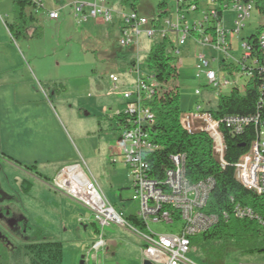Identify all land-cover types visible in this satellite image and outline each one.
<instances>
[{
  "label": "rangeland",
  "instance_id": "obj_1",
  "mask_svg": "<svg viewBox=\"0 0 264 264\" xmlns=\"http://www.w3.org/2000/svg\"><path fill=\"white\" fill-rule=\"evenodd\" d=\"M14 1L15 0H0V23L3 24L2 27L6 31L8 41L11 45L15 47L19 54H24L26 56V63L29 61L31 62L32 58H38L39 63L42 64V69L47 72L53 71V75L54 72H58L61 76L78 75L81 76L80 79H83L92 74V77H95L97 80H103L105 82V87L108 86L106 82L110 80L108 77L109 72H113L118 74L122 79V83L120 84L123 85L120 90L111 89V85L109 91L113 94H117L116 97L120 100L124 99L123 93L125 91H131L132 84L135 81L136 71H128L130 69V61H137V65L142 74L147 75L151 73V70L146 65L145 59L151 46L161 41L159 35L155 34L153 37H147L141 34L138 38L139 45L137 53L133 48H125L123 50L126 54L125 58H122L121 61L118 60V67H110L107 58L104 55L102 56L96 53L95 49L100 48L110 52L113 50L111 48L116 46L119 33L117 31V15H114L113 21L109 24L100 22V19L97 18L80 24L83 25L80 26L75 22L73 16L71 18V16L68 15L70 7L64 6L61 9L67 16L64 21L60 19L58 24H56L52 21H46L42 12H40L41 10L34 11V8L31 7L27 12L31 13L36 21H30L26 24L27 26L24 32L26 35L24 37L19 36L17 38H12L7 27L14 19ZM41 1L45 8H51L55 5L53 0ZM65 1L66 4L73 0ZM162 2L165 3L167 13L161 20L173 21L176 15V0H138V14L148 19V28L151 23L152 15L158 10V4ZM112 4L117 9L120 8L117 0H114ZM210 4L211 3L207 0H203L198 3V10L190 13L186 12L187 7L184 6V9L181 8L182 11H180L179 14H183L185 19L192 24L193 20H200L202 10L206 8V6L210 7ZM129 10L127 6L123 8L125 14H128ZM234 17L235 13L230 8L223 13V26L224 29L229 32L228 38L231 43L228 58L225 60H223L222 56L216 53L210 46L199 44L194 39H198V34L188 38L184 45L175 46L174 41L176 40L177 33H169L172 45L169 44L167 46L166 52L172 58V64L177 67V78L172 84L177 87L179 106L182 112L188 113L190 111H195L197 106H200L201 110L204 111L215 110L218 95H227L234 87H237L240 93L243 92L244 84L248 77L246 74L237 71L234 67L237 66V61L242 54V42H245L251 34L256 33L263 18L258 14L254 3H252V8L249 11V17L245 21L244 28L240 31L238 36H233L230 32L233 27ZM90 22H93L94 25L87 26V23L90 24ZM36 28H38L39 34L34 36L32 34ZM173 47H176L179 52L177 53L174 51ZM200 54L207 57V60L210 62L209 68L216 72L220 84L222 80L228 79L230 81L229 85L223 86L221 84L218 88H215L207 83L204 75H201L199 78L195 77L196 64L198 63L197 56ZM90 59L91 61H89ZM33 66L32 62L30 67L35 71L36 69H33ZM39 84L41 85L37 86L42 93V100L46 102L51 101L52 104H55L51 91L42 85V82ZM70 84L63 81L48 83V85L51 86L57 94H61V96L65 95V92L67 93L70 89ZM196 90L200 91L199 95L195 93ZM64 99L66 98H63V100ZM84 101L89 102L92 100L86 99ZM121 107L122 108L118 109V111H122L125 104ZM116 111H114L113 114ZM88 112L91 111L79 109L80 116L88 115ZM7 113L9 114V122L7 125L1 127V131L3 133H8L11 140L16 139L18 142L24 141L23 138H25L26 132L22 133V131L20 133L18 129L20 127L18 124L20 113L16 114V111H11L10 109ZM77 122L81 133L88 130L91 126L90 123H92L90 120H77ZM71 145L76 155L73 153V159L70 162L61 163L62 167L77 162L80 163L100 194L114 210L121 212L123 218H126L130 213L136 215L137 204L132 201L133 190L129 188L128 182H125L124 177L111 172V168H113L112 164H109L101 155L96 154L94 157L85 155L82 153L83 149L76 143L77 148L80 150L79 154L81 157H79L72 143ZM64 150L66 152L71 151L66 145H64ZM14 156L15 157L10 156L9 158H11V160H9L7 157L5 158L0 154V164L3 166V174L6 176L2 184L6 190H11V192L19 198V205L13 203L8 204L6 202L0 206V234L6 237L9 242L22 245L31 237V228H47L49 235L58 236L60 233L63 237L62 264H79L81 259L80 255L82 253L80 255L78 254L79 251L76 253L74 244H70L69 241H78L80 249L84 251H86L87 247H91L100 230V226L94 221L91 211L70 197H67L66 203L63 202V205H61L62 202L59 197L51 193L46 185L41 184L42 182L29 181L27 184L32 183L31 188L28 193H24L26 192L27 184L25 183L21 188L20 182L24 179V175L21 171H25V169L29 168V165H26V152ZM4 160L8 162L11 161V164L21 171L4 166ZM47 167L49 171L53 170L50 169L49 165H47ZM53 173H55V171L50 173V175H54ZM129 177L130 180L131 176ZM45 201H47V205H45ZM76 207L77 209H75ZM78 218L83 221L80 222ZM56 220L59 223L55 222ZM84 225H86L85 230L83 229ZM148 226L155 234L179 233L181 222L178 221L172 225L167 223L148 222ZM108 229L109 226H106L104 228V233L105 231L107 232ZM78 230L80 231L79 234H77ZM260 235L264 238V228L261 229ZM212 244L215 248L213 253L218 252L220 254L219 264H264V250L241 252L231 244L222 240L215 241ZM209 253H211V251L206 250L204 247L196 250L190 249L186 254V258L194 264H210L205 260L206 255ZM89 254L90 258L86 264H96L93 258L94 253L92 252ZM21 258L20 263H14L12 260L11 263L29 264L27 257L22 256Z\"/></svg>",
  "mask_w": 264,
  "mask_h": 264
},
{
  "label": "built area",
  "instance_id": "obj_2",
  "mask_svg": "<svg viewBox=\"0 0 264 264\" xmlns=\"http://www.w3.org/2000/svg\"><path fill=\"white\" fill-rule=\"evenodd\" d=\"M114 0H73L67 3L72 11L73 18L77 24H83L89 20L101 19L109 24L113 21L114 15L118 20L117 46L120 48H133L138 50L139 36L144 34L153 37L155 34L162 38L170 32L177 33L175 46H182L186 40L198 34L199 44L210 46L216 53L225 60L228 58L231 49L229 32L223 26V13L231 9L235 13L231 32L233 36L239 35L249 17L252 3L241 0H207L211 3L204 8L200 20H193L190 24L183 14H179L184 6L181 0H176V15L173 21H162L159 17L166 8L157 10L151 19L149 28L148 19L138 14L136 10L130 9L125 14L123 8L126 5L119 2V9L113 6ZM34 10L43 8L41 0H33ZM64 5V6H66ZM186 12H195L198 9L194 5H187ZM182 8V9H181ZM48 19L57 20L58 10L46 11ZM249 38L242 42V54L237 61L240 72L251 75V70H257L260 78L258 86V106L264 113V31L257 35V48L259 58L253 55L252 47L248 43ZM177 53L179 50L173 47ZM195 77L204 75L205 80L212 87L218 88L221 84H230L228 79L222 80L221 84L216 72L209 68V60L203 54L197 56ZM213 60V59H212ZM136 71V78L131 91H125L123 98L125 107L122 111H116L112 117L117 118L119 134L117 138V155H121L123 163L129 169L131 176V188L133 190L132 200L137 202L136 218L144 226L143 231L131 226L121 212H117L100 194L95 184L79 163L62 167L51 181V187L70 197L90 210L94 221L100 226L97 238L92 243L89 253H96L103 249V229L106 226L118 225L122 228H129L136 233L143 241L142 253L144 259L152 264H194L186 258L190 250V239L200 233L207 231L217 223L219 216L203 212L210 191L214 185L211 177L197 182H189L185 176V156L173 154L170 157L171 167L166 169L163 178L155 179L151 175L150 164L147 161V154L157 149L148 135V129L154 122V114L144 103L158 92L159 83L154 74L144 75L139 70L137 61L131 67ZM114 83L113 89L117 87V77L110 75ZM197 95L200 94L196 90ZM261 113L248 116H225L214 119L210 113L201 110L197 106L195 111L183 113L181 125L189 133L204 131L212 140V151L215 159L221 167L226 165L224 160L225 141L222 126H225L231 135L241 134L249 125H253L255 138L247 150L239 156L233 164L235 179L246 189L255 192L257 195L264 194V127L261 122ZM112 163L116 161L112 155ZM233 215L237 218L255 219L264 224V220L255 214L249 207L236 205L233 208ZM222 218L226 214L222 213ZM181 222L179 233H158L155 234L148 226V222L167 223Z\"/></svg>",
  "mask_w": 264,
  "mask_h": 264
},
{
  "label": "trees",
  "instance_id": "obj_3",
  "mask_svg": "<svg viewBox=\"0 0 264 264\" xmlns=\"http://www.w3.org/2000/svg\"><path fill=\"white\" fill-rule=\"evenodd\" d=\"M54 1L63 2V0ZM201 1L203 0H181L180 5H194L198 9V3ZM241 1L254 3L258 14L263 18L256 33L248 37L253 55L259 58L257 35L264 31V0ZM120 2L130 9L138 8V0H120ZM31 7H34L32 0L14 1V19L7 27L12 38L24 37L26 24L36 21L34 16L27 12ZM165 8V3L158 4L159 10ZM166 13L164 11L159 17H163ZM38 34V28H36L32 35ZM169 44L171 40L169 34H166L161 41L151 46L145 59L146 65L159 83L158 92L144 103L154 114V122L148 129V135L157 149L146 156L152 170L151 175L157 180L162 179L165 170L171 167V155L183 154L185 176L189 182H197L207 177L213 179L214 185L203 212L216 214L219 219L207 231L190 239V249L204 247L211 251L206 255L207 262L219 264L220 254L213 253L215 248L212 244L219 240L231 244L241 252L263 251L264 238L260 233L264 224L255 219L237 218L233 215V208L239 205L249 207L264 220V194L257 195L243 187L235 179L233 168L235 161L255 138L253 125L247 126L238 135H231L225 126L221 127L226 147L224 154L226 165L221 167L213 155V143L208 134L204 131L189 133L181 125L183 112L179 106L177 87L172 84L177 78V67L172 64V58L166 52ZM234 68L240 72L238 66ZM251 72V75L247 76L243 92L240 93L237 87H234L229 94L218 95L215 110L205 111L214 119L232 115L248 116L259 112L261 124L264 127V113L258 106L260 96L258 86L261 76L258 75L257 70L252 69ZM222 213L226 214V218L221 217ZM125 219L137 230H144V226L135 216H127ZM62 253L61 242L52 239L39 227L32 229L31 237L22 245L13 244L0 234V264H12L11 260L14 263H20L22 256L28 258L29 264H62Z\"/></svg>",
  "mask_w": 264,
  "mask_h": 264
},
{
  "label": "crops",
  "instance_id": "obj_4",
  "mask_svg": "<svg viewBox=\"0 0 264 264\" xmlns=\"http://www.w3.org/2000/svg\"><path fill=\"white\" fill-rule=\"evenodd\" d=\"M53 2L55 4L54 7L45 8V6H43L40 12H42L46 21H52L58 24L60 19L64 21L67 16L61 9L67 3L65 4V0L61 3H57L54 0ZM67 6L68 5H66V7ZM48 10H58L59 18L57 20L48 19L46 16V11ZM68 15L72 18L71 9ZM94 22L97 23L96 21ZM100 22L103 21L100 19ZM2 25L3 24L0 23V154L11 160V158H9L10 156L15 157L14 155L16 154L26 152V165L36 169L42 179H44L43 182L38 180L34 181L38 183L42 182V185H46L51 193L59 197L62 202L61 205H63V202L66 203L67 196L54 190L50 183L54 175L59 171L58 169L62 168L61 163H67L73 159L74 149L71 143L78 154L80 150L77 148L76 143L83 149L82 153L87 156L90 155L94 157L96 154L101 155L109 164H112L113 168H111V172L124 177L125 182H128L127 184L129 188H131L129 169L124 165L120 157L121 155H117L116 143L119 127L116 119L112 117L114 111H118V109L122 108L121 106L125 104V100L118 99L116 97L117 94H113L109 91L110 86L112 85L111 89H113L114 85L110 79V75L118 79V89L116 90L121 89L123 85L120 84L122 83V79L118 74L109 72L108 77L110 80L106 82L108 86L105 87V82L92 77V74L83 79H80L81 76L78 75L61 76L58 72H54L53 75V71L47 72L42 69V64L39 63L38 58H32L31 62L29 61L26 63V56L24 54H19L15 47L11 45L7 38L8 35ZM90 25H94L93 22H90V24L87 23V26ZM118 25L117 31L119 29ZM111 49L113 50L110 52L100 48L95 49V51L107 58L110 67L117 68L119 65L118 60L121 61L122 58H125L126 54L123 51L125 48L118 47L116 42V46ZM89 61H91V59ZM32 62L34 65L33 69H36L35 71L30 67ZM130 63L129 72L134 61L132 60ZM53 81H63L69 84L71 81L70 89L67 93L65 92L66 96L57 94L54 89L48 85L49 82ZM40 82L51 91L55 104H52L51 101L46 102L42 100V93L37 86L41 85L39 84ZM62 97L66 99L63 100ZM86 99L92 101L85 102L84 100ZM9 109L11 111H16V114L20 113L18 120L20 127L18 129L20 133L22 131V133L26 132L25 138H23L24 141L18 142L16 139L11 140L8 133H3L1 131V127L7 125L9 122V114L7 113ZM79 109H85L91 112H88V115L80 116ZM77 120H90L92 123H90L91 126L88 130L81 133L78 128L79 124ZM64 145L71 151L66 152L64 150ZM112 155L115 156L116 159L114 163L111 161ZM79 157H81L80 154ZM11 163V161L8 162L4 160V166L11 167L13 170H18L17 167ZM47 165L53 170L49 171ZM54 171V175L51 176L50 173ZM31 184H27L26 193L29 192ZM44 203L47 205V201ZM75 209H77V207ZM128 216L136 215L130 213ZM79 221L82 222L83 220L79 219ZM55 222H57V220ZM39 228H41L45 234L49 235L47 228ZM83 229H86V225L83 226ZM94 229L96 230L95 227ZM79 232L78 230L77 234H79ZM50 237L63 244V237L60 233L58 236L50 235ZM103 239L105 240V246L96 253V264H142L144 260L142 253L144 243L142 239L129 228L110 225L107 232L105 231L104 233L103 229ZM69 242L72 245L74 244L76 253L77 251H79V255L82 253L80 255L81 259L79 264H86L90 258L88 252L90 247H87L86 251H84L80 249L78 241Z\"/></svg>",
  "mask_w": 264,
  "mask_h": 264
},
{
  "label": "flooded vegetation",
  "instance_id": "obj_5",
  "mask_svg": "<svg viewBox=\"0 0 264 264\" xmlns=\"http://www.w3.org/2000/svg\"><path fill=\"white\" fill-rule=\"evenodd\" d=\"M3 166L0 164V206H2L4 203H13L15 205H19V198L17 195H15L13 192L8 191L4 188V185L2 184V181H5L6 176L3 174ZM19 170V169H18ZM21 171V170H19ZM22 174L24 175L23 181L20 182V187L26 183H29L31 180H38L42 181V177L39 175L38 171L32 167H29L28 169H25V171H21ZM30 178V179H29ZM26 191V190H25ZM26 193V192H24Z\"/></svg>",
  "mask_w": 264,
  "mask_h": 264
},
{
  "label": "water",
  "instance_id": "obj_6",
  "mask_svg": "<svg viewBox=\"0 0 264 264\" xmlns=\"http://www.w3.org/2000/svg\"><path fill=\"white\" fill-rule=\"evenodd\" d=\"M142 264H152L149 260H147V259H144L143 261H142Z\"/></svg>",
  "mask_w": 264,
  "mask_h": 264
}]
</instances>
